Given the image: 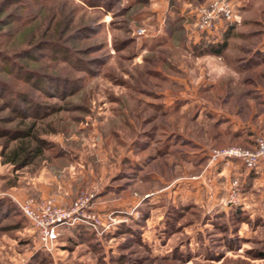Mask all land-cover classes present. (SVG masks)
Returning <instances> with one entry per match:
<instances>
[{
  "label": "rangeland",
  "instance_id": "obj_1",
  "mask_svg": "<svg viewBox=\"0 0 264 264\" xmlns=\"http://www.w3.org/2000/svg\"><path fill=\"white\" fill-rule=\"evenodd\" d=\"M212 1L0 0V264H264L263 187L210 160L264 136V0L196 54ZM90 196L51 252L19 209Z\"/></svg>",
  "mask_w": 264,
  "mask_h": 264
},
{
  "label": "built area",
  "instance_id": "obj_2",
  "mask_svg": "<svg viewBox=\"0 0 264 264\" xmlns=\"http://www.w3.org/2000/svg\"><path fill=\"white\" fill-rule=\"evenodd\" d=\"M237 0H214L207 7L198 11V18L202 21L199 24L202 33L217 30L223 23L235 22L234 7ZM213 163H224L229 166L232 162L238 161L247 170H253L264 164V136L255 139L254 149H243L238 146L228 147L221 150H213L210 154ZM234 186H237L235 181ZM235 192L231 193V200ZM93 196L82 197L77 200L70 209H54L47 206L46 210H37L32 201L19 204V209L24 216L31 221L34 228L41 234L42 249L46 252L53 250L52 242L56 239L55 231L64 225L74 226L75 224L88 223L97 229L96 217L86 214L88 205ZM86 212V213H85Z\"/></svg>",
  "mask_w": 264,
  "mask_h": 264
},
{
  "label": "crops",
  "instance_id": "obj_3",
  "mask_svg": "<svg viewBox=\"0 0 264 264\" xmlns=\"http://www.w3.org/2000/svg\"><path fill=\"white\" fill-rule=\"evenodd\" d=\"M239 2V0H238ZM248 2V1H247ZM246 2V3H247ZM244 3V1H243ZM249 3V2H248ZM241 5V4H238ZM224 26L221 28L220 30L223 29ZM218 32H220L218 30ZM216 32V33H218ZM199 42V40H196V44ZM260 95L263 96V109H264V91H259ZM227 120H229V130L226 132V134L231 133L233 136L241 133L243 134L244 138H246V141H254V134L257 133L258 128L257 126L253 125V126H245L242 122H240V120L238 119H234L233 116H230V118H227ZM234 128V130H233ZM221 167H223V170L229 171V172H233V176H231L230 178H232L233 180L235 179H239L240 177H242L244 179V183L246 184V186L248 188L247 191H250L251 189L257 188L258 187H263L264 189V164L260 165L255 172L251 173L249 170H247L246 168H244L238 161H234L231 163L230 166H226L225 164H221ZM218 165V163L215 164V166ZM240 169V170H239ZM246 173V174H245ZM231 179V180H232ZM246 187V188H247ZM260 191V190H258ZM264 195V192H263ZM233 208V206L231 205V209Z\"/></svg>",
  "mask_w": 264,
  "mask_h": 264
},
{
  "label": "trees",
  "instance_id": "obj_4",
  "mask_svg": "<svg viewBox=\"0 0 264 264\" xmlns=\"http://www.w3.org/2000/svg\"><path fill=\"white\" fill-rule=\"evenodd\" d=\"M222 27L223 26H221V28ZM234 30H235L234 24H231V25L228 24V25L224 26L223 29L219 30L220 33L219 32L218 33H216V32H213V33H209V32L202 33L199 42L193 46L194 52L196 54H202V55H206V54L222 55L228 49L229 39L234 37L233 36ZM219 34H222V38L223 39L221 38V40H218L220 38L218 36ZM57 51H59V50H57ZM54 57L57 58L56 55H54ZM234 136L239 137V136H242V134L238 133V134H236ZM247 143L249 144V146H247L245 148H254L255 147V141H247ZM19 159H20L19 156H15L12 159V161L13 162H17ZM256 169L249 170V171L251 173H253V172L256 171ZM241 210L242 209L239 208V207L233 209L230 212V216H229L230 221H234V222L236 221L237 223L243 221L244 218L242 216V211ZM223 216H225V215H223ZM258 254L261 257H264V253L263 252H260Z\"/></svg>",
  "mask_w": 264,
  "mask_h": 264
}]
</instances>
